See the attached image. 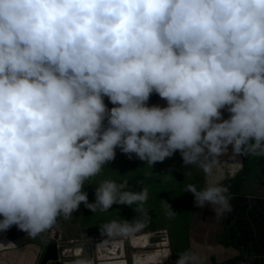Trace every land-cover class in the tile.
<instances>
[{
	"label": "clouds",
	"instance_id": "9594fccd",
	"mask_svg": "<svg viewBox=\"0 0 264 264\" xmlns=\"http://www.w3.org/2000/svg\"><path fill=\"white\" fill-rule=\"evenodd\" d=\"M153 93L167 106H149ZM229 145L235 158L264 157V0H0V231L35 238L81 202L135 203L147 217V188L105 179L91 203L83 190L117 148L151 168L179 151L210 174ZM184 192L232 211L223 183ZM165 212L177 214L167 201ZM145 226L113 220L100 234ZM175 264L204 259L186 251Z\"/></svg>",
	"mask_w": 264,
	"mask_h": 264
},
{
	"label": "crops",
	"instance_id": "0c3cea01",
	"mask_svg": "<svg viewBox=\"0 0 264 264\" xmlns=\"http://www.w3.org/2000/svg\"><path fill=\"white\" fill-rule=\"evenodd\" d=\"M104 103L109 109L115 106L106 96L104 97ZM147 103L149 106L155 104L161 107L167 106V101L161 99L158 94H156V99L154 101L150 97ZM221 111L224 119L229 118L230 113L227 110L222 109ZM119 150L120 149L117 148L116 151L118 152ZM244 159L245 156L243 155L237 158L233 157L232 146L229 145L226 154L210 163L212 169L211 173H202L201 190L214 182L223 183L230 189L231 179L241 171ZM137 160H139V158H134L132 156L130 159L127 156L124 162L128 168L134 170L135 167H137V169L141 168L136 164L138 162ZM142 162L143 164L141 165L144 167L143 169L147 168L149 172L146 180L143 179L144 181L142 184L144 188L148 189L150 194L154 193V189L157 188L155 175L174 170L177 171L176 168L178 165L184 169L186 173L187 170L188 172H192L197 168V166L185 165L180 157H176L175 160L173 157L165 158L162 162L154 163L152 168L146 164V161ZM156 168L158 170H155ZM178 182L179 179L177 178L175 180H170L167 185L173 194L178 193L176 191L177 188L180 189ZM244 182L245 175L242 177L240 183L243 184ZM182 185H184L185 188L187 186L185 184ZM165 189L167 188L165 187ZM180 193L177 195H181ZM229 194L232 197L230 201L233 206L232 211L223 215L217 216L211 204H206L203 208L195 204L193 212L189 215L186 230L183 236L180 237L183 246L179 244L180 247L176 246L177 248L175 247V251L170 248L171 243L165 229L160 228L142 229L135 233H148L144 236H138L135 240L136 244H145V246L141 248L147 249L151 238L149 233L153 230L162 233L164 236L163 239L166 240V242L162 241L157 244L161 247L158 249H165L167 252L171 253L163 260V264H175L178 257L186 251L195 252L198 256L202 257L204 259V264H264V190L254 192L234 187L229 191ZM161 195L163 196V193ZM2 218V215H0V219ZM135 218L136 217L130 218V222L134 221ZM53 228L58 234L54 239L63 241L60 246H63V253L65 255L68 254L69 256L71 253L87 254L88 248L85 244H90L92 251L90 257L61 259L65 264H93L92 259L94 256L99 260L98 264L112 262L114 260H123L124 264H127V258L123 256V254H125V248L131 259V264H136L135 255L138 254V252L135 251L141 248H135V245H133L132 240L135 234L125 239L127 242L126 247L124 242L121 247L120 241L118 240L112 242L111 247L108 249L103 247L100 252V256L102 257H99L97 250L101 244L100 237H93L94 235L84 237V239L82 235L64 237L63 232L56 224ZM50 238L49 230L32 238L29 237L25 231L20 230L16 225H12L7 230L0 231V264H39ZM94 242L96 248L93 246ZM150 251H152V249L145 250L143 254Z\"/></svg>",
	"mask_w": 264,
	"mask_h": 264
},
{
	"label": "rangeland",
	"instance_id": "374dc122",
	"mask_svg": "<svg viewBox=\"0 0 264 264\" xmlns=\"http://www.w3.org/2000/svg\"><path fill=\"white\" fill-rule=\"evenodd\" d=\"M106 123L107 121H105V124ZM126 157L127 155L122 153L120 150L118 152L116 151L115 159L108 162L104 166L100 174L86 181L83 190L88 195L89 203L95 201L96 187L105 179H111L118 183L127 181V191L138 192L144 189L142 183L149 175L148 169H143L144 167L141 165L143 164V162L140 159L137 160L138 162L136 164L141 168L137 169V167H135L134 170L128 168L124 162ZM133 157L136 158L135 155H133ZM171 157H173L174 160L176 157H180V159H182L181 153L179 151H176ZM245 161L247 167V170L244 174L245 182L243 184L239 183L233 185H236L235 187L239 189L251 190L254 192L260 190L263 191L264 157H255L249 155L245 156ZM176 169L177 171L174 170L154 176L157 188L155 187L156 189H154V193L150 194L149 192V198L144 205V207L147 209V217H145L144 213L137 211L138 205L135 203L131 206L113 204L112 207L106 212H102L99 210H97L96 212H92L91 209L87 208L85 204L81 202L79 208L72 213V216L68 218H65L63 215L59 216L56 226L61 229L64 237L77 235H82L83 239L84 237L92 235H94L93 237H100V248L105 247L106 249H108L111 247V243L115 242L116 240L120 241L121 247L124 242L126 247V238H107L106 236L98 235L100 234V227L113 220H127L130 222V218L136 217L135 220H145L146 226L143 229H165L171 243L170 248L175 251L176 246H179V244H183V242L180 240V237L183 236L186 230V226L188 225L189 215L195 208L194 195L191 192H184L185 187L182 184H194L196 185L198 190H201V179L203 173V171L199 167L195 168L191 172V175H186L185 170L182 169L179 165ZM155 170L158 169L156 168ZM177 178L179 179L178 183L180 189L177 188L176 191L178 193L181 192V195H177L178 193L173 194L171 190H169L170 188H168L167 186L170 180H175ZM165 187L167 189H165ZM162 193L163 196L161 195ZM165 201H167L171 205L173 210L177 213L175 216L171 218L167 216L165 212ZM149 236H151L148 243L149 249L153 250L156 248H161L160 245L157 244L161 243L162 241L166 242V240L163 239V234L159 231L152 230L149 233ZM95 242L93 243L94 248H96ZM148 248H141L139 250H136L135 252L143 254L145 250H149ZM123 256L125 258L128 257L126 248L125 254H123ZM92 263H99V260L96 258V256L93 257Z\"/></svg>",
	"mask_w": 264,
	"mask_h": 264
},
{
	"label": "water",
	"instance_id": "95a60500",
	"mask_svg": "<svg viewBox=\"0 0 264 264\" xmlns=\"http://www.w3.org/2000/svg\"><path fill=\"white\" fill-rule=\"evenodd\" d=\"M63 241H58L56 239L50 238V240L48 241L46 248L43 252V255L41 257V260L39 262V264H65L64 262L61 261V259L64 258H80V257H90L92 255V251H91V247L90 244L87 243L85 244V246L88 248V253L87 254H75V253H71L67 255H65L63 246H60L62 244ZM127 244V242H126ZM84 246V245H83ZM127 264H131V259L128 256L127 257Z\"/></svg>",
	"mask_w": 264,
	"mask_h": 264
},
{
	"label": "bare ground",
	"instance_id": "6f19581e",
	"mask_svg": "<svg viewBox=\"0 0 264 264\" xmlns=\"http://www.w3.org/2000/svg\"><path fill=\"white\" fill-rule=\"evenodd\" d=\"M147 234L148 233H140V234H135L134 235L132 241H133V245H135V248H141V247L145 246V244H136L135 240H136V238L138 236H144V235H147ZM102 248L103 247H101V248L99 247L98 250H97V254H98L99 257H102V256H100V252L102 251ZM165 252H167V250H165V249H156V250H152L150 252H145L144 254L138 253V254L135 255V262H136V264H142V260L146 259L148 255H150V254H163ZM112 254H114V253H112ZM102 264H124V261L123 260H114L112 262H103Z\"/></svg>",
	"mask_w": 264,
	"mask_h": 264
},
{
	"label": "trees",
	"instance_id": "16d2710c",
	"mask_svg": "<svg viewBox=\"0 0 264 264\" xmlns=\"http://www.w3.org/2000/svg\"><path fill=\"white\" fill-rule=\"evenodd\" d=\"M150 97L152 98V100L154 101L156 99V93H153L150 95ZM247 170V167H246V161L245 159L243 160V167L241 169L240 172H238L232 179H231V187L229 189V191H231L232 188H234L235 186L233 184H239L242 177L244 176L245 172Z\"/></svg>",
	"mask_w": 264,
	"mask_h": 264
},
{
	"label": "built area",
	"instance_id": "2783aa9c",
	"mask_svg": "<svg viewBox=\"0 0 264 264\" xmlns=\"http://www.w3.org/2000/svg\"><path fill=\"white\" fill-rule=\"evenodd\" d=\"M49 235L51 236V238H56L57 237V232L55 231V229L52 227L51 229H49Z\"/></svg>",
	"mask_w": 264,
	"mask_h": 264
}]
</instances>
